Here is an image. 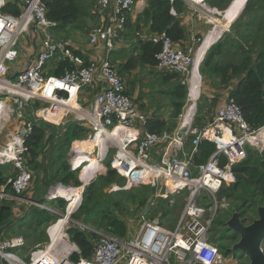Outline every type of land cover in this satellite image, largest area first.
Instances as JSON below:
<instances>
[{"label": "built area", "instance_id": "built-area-1", "mask_svg": "<svg viewBox=\"0 0 264 264\" xmlns=\"http://www.w3.org/2000/svg\"><path fill=\"white\" fill-rule=\"evenodd\" d=\"M144 1L96 0L98 25L88 33L87 44L102 48L103 55L100 60L89 61L88 64L73 54L74 48L69 41L55 38V24L47 20L42 0H21V13L16 18L0 12V117L10 114L19 119L22 111L37 103L49 107L46 111L48 119L56 117V112L59 118L63 114L61 120L74 115L73 122L89 128L94 139L99 136L98 143L109 137L118 141L112 166L121 177L129 180L140 176L139 169H146L153 176L152 187L156 178H162L170 183L172 193L191 191L184 214L172 231L161 223L144 221L131 239L87 228L89 239L91 232L96 233L95 238L90 239L92 253L89 258L73 261L71 256L79 254V251L70 243L64 230L69 214L54 213L57 219L46 229L49 243L30 249L24 257L19 254L26 248L23 237H0V264H228L210 242L208 233L213 216L205 218L206 212L211 210L215 214L218 192L234 183L232 166L242 160L248 142L255 141L258 135L264 136V128L251 131L240 109L229 100L218 108L212 121L202 129H192L189 124L182 139L178 138L176 130L160 134L146 131V124L152 116L141 114L126 94V84L110 60V53L124 30L127 17L136 5ZM188 1L202 6L208 2ZM1 3L2 0L0 9ZM28 31L40 37L41 48L24 69L12 75L11 65L19 57L18 41ZM153 42L161 43V51L156 56L159 70L178 75L190 73L189 67L193 63L191 47L184 50L165 34L155 37ZM57 58L66 59L73 66L62 77L47 73L48 66ZM91 86L96 88V94L89 103H84L86 89ZM31 130L32 124L24 123L15 135L0 145V166H12L15 171L10 180L12 194L0 189V199L21 200L20 196L29 187L32 172L25 139ZM188 135L192 137V146L186 154L183 148ZM202 141L213 143L216 151L205 164L195 167L191 158ZM157 147H163V152L159 166L154 168L146 161ZM122 151L124 156H120ZM170 151L175 152L174 156H169ZM220 157L227 160L223 166L219 164ZM71 169L76 170L73 162ZM142 178L149 184L147 176ZM204 193L213 201L208 207L197 204ZM50 197L53 200L54 196ZM26 200L33 204L31 206L43 208L36 201Z\"/></svg>", "mask_w": 264, "mask_h": 264}, {"label": "trees", "instance_id": "trees-1", "mask_svg": "<svg viewBox=\"0 0 264 264\" xmlns=\"http://www.w3.org/2000/svg\"><path fill=\"white\" fill-rule=\"evenodd\" d=\"M231 1L208 0L212 6L220 11L225 10ZM42 3L47 20L55 24L53 32L56 39L60 37L59 39L68 41L70 38L69 32L73 29L81 32L88 30L87 32H90L92 30V27H89L90 22L98 25V23L96 24L98 20L95 19V14H93L96 5L89 0H42ZM184 10L183 0L172 2L170 0H146L142 13L137 16L133 23H131L129 16L127 17L124 30L121 33H123V37L131 41L132 45L130 49L124 47L119 51L115 50L114 45V50L110 53L111 63L115 64L117 74L123 81L138 67L150 68L151 72L156 70L158 64L156 56L161 51V43L153 42L155 37L165 34L177 44L185 39V30L178 18V15ZM172 11L176 13V16L172 15ZM0 12L16 18L20 15L21 9L16 1L7 0ZM148 28L151 33L149 36L144 37V31ZM73 54L81 57L84 64H88V59L79 51L73 49ZM72 69L73 66L68 60L57 58L50 63L47 73L48 75L62 77L66 71ZM198 69L202 78L214 90L226 89L232 80H237L236 86L229 93L228 100H232L240 109L244 122L251 131L264 128V0L246 1L241 14L232 23L230 30L210 46ZM155 75L156 78H160L162 86L170 85L166 89L159 87V90H155V94L164 96L169 100L170 118L173 125L170 127L168 121L159 114L160 109H156L152 112V117L147 122L145 129L147 132L154 134H160L164 131L173 133L176 130V123L174 122L179 118L186 104L188 86L182 84V80L176 73H160L156 70ZM126 94L129 96L128 91H126ZM204 99V96L201 95L198 101ZM139 101L136 103L139 109L143 110L144 105L140 104ZM213 102H215L214 99ZM31 108H36V105ZM198 112L199 107L196 106V114L191 125V128L196 130L202 129L208 121H212L210 106L208 112L210 116L207 119L199 117ZM53 119H56V117H53ZM47 127L57 128L56 125H50L42 120L33 122L31 133L25 139L29 149L28 165L32 169L35 167L34 170H36L40 166L38 165L40 156L45 160H49L47 157L54 149L52 161L49 160L50 164L46 165L47 169L49 167L50 170L54 169V175L50 179L45 177L44 186L46 188L55 183H60L63 187L77 188L73 190L65 189L68 195L51 201L55 208L61 212L66 208V201L71 203L68 208L70 211L80 202L81 191L79 187L82 184L79 180V172L70 169L66 157L71 141L79 140L87 134L88 129L76 123H70L65 129V138L57 148H54L56 144L55 141L51 143V137L47 136ZM57 129L64 130L61 126ZM98 137L96 139H99ZM86 144L80 145L82 148L80 152H85V149H87ZM46 145H50L49 148H46ZM45 148L48 151H45ZM190 150L191 148L189 152ZM215 151L213 143L202 141L191 158L193 166L205 164ZM85 155L84 158L74 161V167L82 168L86 166L83 172L91 170L93 177L94 173L98 172L97 163L94 158H90L86 153ZM226 163V158H219L221 166ZM231 171L234 175V183L228 187H222L217 197L224 201L233 202V205L213 220L215 234H212L210 238L211 243H216L219 246L218 251L224 257L232 252V242L236 237L238 238L237 235L227 229V221L234 213H238L241 222L248 225L257 218V208L259 206L264 207V152L260 156L247 155L245 159L233 165ZM14 174L13 167L0 166V189H4L8 194H12L10 180H12ZM44 176H46V171ZM124 179L119 177L108 163L105 175L98 176L94 182L84 188L81 204L71 215V220L82 221L85 225L93 224L118 238L125 237L127 227L120 215L123 214L122 205L125 207L126 202L121 204L113 198L112 194L104 191L105 188L107 189L110 185L119 181H124ZM38 181L37 179L36 186H38ZM140 184L135 188V191L131 192L129 200L136 202L138 208H144L153 190L150 184L145 182ZM45 193L46 190L37 195L34 191L32 200L43 204ZM13 203L12 200L0 199V229L3 228L0 237L8 238L16 234V231L19 232V235H22L21 237L28 242V245L26 242V248H23L19 254L23 251L26 255L31 249L28 247L30 243H34L36 246L47 244L46 228L51 221H55L57 218L56 215L53 216L49 211L37 206H30L21 219L15 218L12 209ZM166 203L168 206L171 205L169 200ZM176 209H178L177 211L180 210L179 208ZM21 210L24 211V208ZM160 210L162 218L167 217L171 212L168 208L163 209V206H160ZM28 218L32 219L28 221ZM10 221L14 222L7 226ZM22 224H26L27 235H23L21 232ZM228 233L231 234V237H228ZM66 234L70 243L75 245L79 251V254L75 253L71 256V260L77 261L79 258H89L93 249L89 235H85L72 226L66 230ZM223 241H227L226 245ZM261 247L264 252V240Z\"/></svg>", "mask_w": 264, "mask_h": 264}, {"label": "rangeland", "instance_id": "rangeland-1", "mask_svg": "<svg viewBox=\"0 0 264 264\" xmlns=\"http://www.w3.org/2000/svg\"><path fill=\"white\" fill-rule=\"evenodd\" d=\"M95 12H97V6L95 9ZM96 26L97 25H94L92 27V29ZM29 33H31V34L28 35V37L22 38V42H21V45L23 47L26 46V48H28L29 45H32L31 44V36L34 35L36 37V34L34 32L29 31ZM87 34H88V32H83V34H82L83 36H80L79 39L82 41H87V37H86ZM123 36H124L123 33H121L115 41V50L117 49V51H119L121 48H124L125 45H126L125 49H130V46L132 45L131 41H129L128 39H126ZM59 38L60 37H58L57 39H59ZM67 38H69V37H67ZM75 40H77V39H75ZM68 41H70V40L68 39ZM19 42H20V39H19L18 43ZM201 42H202L201 39H197L195 41V43L191 46L192 59L194 56V52L196 51L198 46L201 44ZM119 44H121L120 47H118ZM22 48L18 49V51H20V57L28 62L30 57L35 54V50L34 49H22ZM118 62H120V61H118ZM113 65L115 66V64H113ZM11 71H12V73L18 72V69H14L12 67ZM155 71L151 72L150 68H144L143 69V68L138 67L135 69V71L132 74H130L129 76L124 78V83L126 84V88H127L128 93H129V96L133 100L135 106L137 108H139L137 105L138 100H140L139 101L140 104L142 103L144 105V107L142 108L143 110H141V109L139 110L141 112V114L146 115V116H148L149 114L152 115V112L154 110L160 109L159 114L162 116L163 119L168 121L169 126L171 127L173 125L172 124L173 121L170 118L171 107L169 104V100L164 96H161L159 94H155V90L156 89L159 90V87L166 89L170 85L168 84L166 86H162L160 84V78L159 77L156 78ZM161 72H164V71H160V73ZM178 77L180 78V80H182V82L186 83L185 85L188 86L189 92H188L186 104L182 110V113L179 116V118L174 122V123H176V132L179 131L180 128L182 127L181 122L184 119V116L186 115L187 108L192 104L189 101V94H190V90H191V85L189 83L188 74L178 75ZM220 89L221 88H219L218 90H215V91H220ZM212 90H214V89L210 88L209 85L205 86L204 84H201L200 96L203 95L205 99L202 101H198V98H196L194 100V104H193V106H194V112L193 113L194 114H193L192 120L190 122V127L193 123V120H194V117L196 114V106L199 107V112H198L199 117H201L203 119H207L208 112H209V106L211 107V109L214 108L212 115H211V117H214L216 110H218V108H220L221 106H223L225 104V102H223V100L215 92H212ZM198 93H199V91H198ZM95 94H96V88L94 86H91V89L88 88V90H86V99H85L84 103H89L93 99ZM208 95L213 96L212 98H214L215 102L212 101V103H209V100L207 99ZM81 103H83V100L81 101ZM35 105H36V108H33V109L32 108H26L24 111H22L21 112V118H19V119L17 117H13L10 114H5V115L0 117V145H3L5 142H7V140L9 139V137L11 135H15L18 132V130L22 128L24 123H31L33 125L34 121L42 120V121H44L50 125H56L57 128H59V126H61V128L64 129V130H58L57 128L53 129L54 127L53 128L52 127L46 128V134L48 137H51V139H50L51 143L53 141H55L56 145L54 148L58 147V145L65 138V134H66L65 129L67 128V126L70 125V123H75V122H73L75 116L74 115H67L66 117H64L61 120V117L63 114H61L60 118H59V114L56 112V119L58 121L56 119H53V118L48 119V118H46V111L49 109V107L47 105L42 104V103H37ZM30 106H34V105L30 104ZM151 109H152V111L150 112ZM208 122H210V121H208ZM85 128H87V127H85ZM87 129H88V132L86 135L82 136L79 140H76L73 142L71 141L69 148H68V154L66 157L67 158L66 161L69 164V167L71 169L73 159L77 155V153H75V152H79L78 155H82V153H80V151L82 150L80 144L83 142H86L87 144L85 146L87 147V149H85V152L88 153V155L90 154V157L94 158L96 163H97L98 172L94 173L93 177H92L91 170H89L87 173H84L82 171L83 168H81V171L76 170L77 172H79L78 176H79L80 181L82 182V186L80 187V191L82 193H83L84 188L87 185L94 182L98 176L105 175L106 165L108 163L111 166V168H113L112 163L116 157L118 147H119L118 141H115L112 138L104 139L103 141L98 143L99 140L94 139V133L91 130H89V128H87ZM76 142L78 144L76 145L77 147L75 148ZM184 144H185L184 145L185 152L187 153L189 151L190 147L192 146L191 135L187 136V138L184 140ZM49 146L50 145H46V148H49ZM46 148H45V151H48V149H46ZM184 148H183V150H184ZM162 152H163V147L155 148L153 150V152L150 154L149 159L146 161V164L148 166L157 168L160 164V161H161ZM244 152L245 153H244V157L242 158V160L245 159L247 155H252V156L258 155V156H260L264 152V136L258 135L257 139L255 141L248 142L245 146ZM174 154H175L174 151L169 152V156H174ZM53 155H54V149L51 151V154L47 158L50 161H52ZM49 160H45V159L41 158V156H40V158L38 160L39 161L38 165H40V166L36 170H34L35 167H33V169H32V167L29 166L30 170L32 172V179H31V182L29 184V187L20 196L21 200H12V201H14V203L12 204V209L15 213L14 214L15 218L21 219L22 217H24V215L28 211L29 207L31 205H33L31 203H28L29 201L26 199H31V200L33 199V195H34L33 191H34V186H36L37 179L41 181V186H42L43 190L47 191L49 189L50 186H48L46 188L44 186V179L46 177V176H44V172L46 171V175L48 177L51 176L50 171L45 166V165L50 164ZM10 167L12 168V166H10ZM113 170H115V169L113 168ZM115 171L119 175V177H121V175L118 173V171L117 170H115ZM139 171H140V176L136 175L134 177H131L129 180H126L123 178L124 181H119L116 184H112L107 189L105 188V190H104L106 193L112 194L113 198L117 202H119L121 204H122V202H126L125 207L122 205L123 214L120 215V217H121V219L124 220V222L126 224V227H127L126 238H128V239H131L136 234V232L139 231V229L141 228L144 221L162 223L164 228L167 230L172 231L173 229H175L180 218L184 214L185 208L187 206L188 200H189L190 195H191V191H189V190H182L180 192L172 193L170 191V183L167 180L162 179V178H156L155 179V185H154V187H152L153 176L150 175L146 169H139ZM141 176L142 177H145V176L148 177V179H147L148 183L150 184V187L153 190L150 198L147 201V203L150 201L149 202L150 204L148 206L146 214H144V211H145V207H146L147 203H146L144 208H138L136 202H131L129 200V195L131 194V192L135 191V188H137L140 183L147 182L146 179L142 178ZM84 177H90V178L85 180ZM140 185H142V184H140ZM38 186H39V183H38ZM67 188L73 189L72 187H67ZM57 189H59V188H57ZM53 190H54V188L49 189V192L47 193V195L43 197L44 203L42 204V206H43L42 209H47L53 216H55L54 213L57 215L69 214L68 223L64 229L65 232L70 226H72V227L77 228L79 231L83 232L87 236L90 233L89 231H87V228L92 229L94 232H97V233H105V231L97 228V226H95L93 224L85 225L82 221L71 220L70 215H72L73 214L72 212H75L78 209L79 204L76 207H73L70 211L69 210L67 211V209L69 208L68 204L70 205L71 203H69L65 200L66 201L65 210L63 212H61L60 210L56 209L55 206L51 202L54 199L53 200L49 199V198H51L50 196H55V194L53 193ZM168 200L171 201L170 206H168L166 203ZM211 200L212 199L208 198L206 193H204L203 196L201 197V199L199 201H197V204L200 206H203V207H208L213 202ZM223 201L224 200L219 199L217 197V210H216L215 214L213 211L207 210L205 218L208 219V218L213 216V220H214L216 217H219L221 214H223L224 211L228 210L231 205H233V202H230V201H224L223 202ZM160 206H163V209L168 208L171 211L167 217L162 218V216H161L162 212L160 210ZM23 208H24V211L21 210ZM176 208H179L180 210L177 211L178 209H176ZM154 213H155V215H154ZM152 216L154 218H151ZM31 219L28 218V221ZM52 222H54V221H51L50 223H52ZM30 223H32V222H30ZM49 225H48V227H49ZM22 226H23L22 231H21L22 234L27 235L26 224H22ZM48 227L46 229H48ZM210 227H211V229L209 230V233H208L209 239L212 237V234L213 235L215 234V231L213 230L214 229L213 228V221L211 222ZM94 232H91V234H90L91 238L90 239L95 238L96 233H94ZM19 234L20 233L16 231V234H14L12 236L13 237L16 235L22 236ZM45 235H47V233ZM230 235L231 234L228 233V237H231ZM46 238H48V236H46ZM238 240H239V237L238 238L236 237L233 240L232 245L237 243ZM26 242H27V240H26ZM223 243L226 245L227 241H223ZM27 245H28V242H27ZM214 246L217 249H219V246L216 243L214 244ZM28 247L32 249V248L36 247V245L34 243H30ZM20 254L22 257L25 256V252H23V251ZM224 258L228 264H247L246 256L243 254H240L239 252H234V253L231 252L229 255L225 256Z\"/></svg>", "mask_w": 264, "mask_h": 264}, {"label": "crops", "instance_id": "crops-1", "mask_svg": "<svg viewBox=\"0 0 264 264\" xmlns=\"http://www.w3.org/2000/svg\"><path fill=\"white\" fill-rule=\"evenodd\" d=\"M6 1L7 0H2L1 8L4 7ZM9 1H12V2L16 1L18 3V5L20 6V9H21V0H9ZM89 1L92 2L93 4H96V0H89ZM145 2H146V0L142 3H139L138 5H136L133 8L132 12L129 15V19L131 20V23H133L136 20L137 16L140 15V13H142V11L145 7ZM183 2L185 4V10L181 14L178 15V18L181 21V25L184 27L185 39L179 43V47L186 50L187 48L191 47L197 39H201L202 42L198 46L196 51L194 52V56H193L194 63H192V64H194V68L192 65L193 71L192 72L190 71V73L188 74V79H189V83L191 85V89H193V87L195 88V94L196 95L194 98H192L191 97V90H190L189 101L192 104L187 108V112L190 111V114L188 117H186V115H185L184 119L182 120L181 123L189 122L192 119L193 114H194L193 113L194 112V106H193L194 100L196 98H198V99L200 98L201 84H204L205 86L209 85L202 78V76L199 74L198 68L200 66V63L202 62V60H203L206 52L210 48V46L213 45L214 43H216L226 32H228L230 30L232 23L241 14L246 0H236V2L230 8H229V5H230L229 4L228 7L223 11H220L216 7L212 6L210 4V2H207L206 6H202L198 3L191 2L188 0H186V1L184 0ZM171 13H172V15L176 16V13L174 11ZM93 14H95V19L98 20L97 13L93 12ZM97 23H98V21L96 22V24ZM94 25H95L94 22H90L89 27L91 28ZM145 31H144V33H145ZM30 34L31 33H29V31L24 32L22 34V36L20 38V42L18 44V49H21L23 47L21 45L22 38L28 37V35H30ZM82 34H83V32H81L77 29H73L72 31L69 32V37H70L69 42H70L71 46L75 50L79 51V53H81L83 56H85V58L88 59V61L100 60L102 55H103L102 48L91 47L87 44V41L80 40L79 38H80V36H83ZM87 35H86V37H87ZM144 37H145V35H144ZM75 39H77V40H75ZM40 40H41L40 37H37V35H36V37L34 35H32L31 36V44L32 45H29L28 48H26V46H25L22 49H34L35 54H36L37 51L41 48ZM121 44H119L118 47H120ZM124 47H126V45ZM18 52H19V57L15 61V63L12 64L11 66L14 69H18V72H19L22 69H24L30 63V61L33 59L35 54L33 56H31L27 62L20 57V51H18ZM156 70L159 72L161 71L158 68H156ZM16 73L17 72L12 73V71H10V74H12V75L16 74ZM236 84H237V80H232L230 85L226 89L222 88L220 91L212 90V92H215L223 100V102L227 103L229 101L228 100L229 99V93L234 89ZM89 89H91V88H89ZM198 91H199V93H198ZM188 92H189V89H188ZM212 97L213 96L208 95L207 99L209 100V103H212V101L214 99ZM213 109L214 108L211 109L212 112H213ZM151 111H152V109L150 110V112ZM187 112H186V114H187ZM216 112H217V110H216ZM215 115H216V113L214 114V117H215ZM208 116H210V114H208ZM214 117H212V119ZM85 143L86 142H83L80 145L85 144ZM77 144H75V148L77 147L76 146ZM183 152L186 153L185 148H184ZM76 153H79V152H76ZM80 153H82V155H77L75 160H73V164H74V161L82 159L86 156L85 155L86 152H80ZM188 153H189V151L186 154H188ZM86 154L88 155V153H86ZM90 158H92V157H90ZM82 168L84 170V168H86V166H84ZM75 169H81V168H75ZM48 170L50 171L51 176L48 177L46 175V178L50 179L54 175V169L50 170V167H49ZM87 172L88 171H86L85 173H87ZM87 179H89V178H87ZM87 179H85V180H87ZM38 183H39V186H34V191L36 192L37 195H39L40 193H43V191H44L42 186H41L40 180L38 181ZM59 185H60V183H55L52 186H50L49 189L54 188L53 191L56 192V190H57L56 188L61 186V185L60 186ZM49 189L46 191L45 196L49 192ZM73 189H77V188H73ZM73 189H70V190H73ZM60 190H61V193L56 198L61 199L60 197L68 195V193L65 189L61 188ZM34 191H33V193H34Z\"/></svg>", "mask_w": 264, "mask_h": 264}, {"label": "water", "instance_id": "water-1", "mask_svg": "<svg viewBox=\"0 0 264 264\" xmlns=\"http://www.w3.org/2000/svg\"><path fill=\"white\" fill-rule=\"evenodd\" d=\"M235 2L236 0H232L229 5V8ZM150 33L151 30L148 28L146 29L144 35L149 36ZM192 65L189 67L190 71H192ZM188 129H189V125L188 127H183V128L181 127L180 130L178 131V138L182 139L186 135ZM53 193L55 192L53 191ZM81 199H82V192H81L79 206L81 204ZM149 202L145 207L144 214H146V211L150 204ZM11 223L12 221H10L7 226H9ZM226 226L229 231H231L233 234L239 237L238 242L232 246L231 251L233 253L240 252L244 254L249 261L248 264H264V252L261 247L264 240V207L259 206L257 208V218H255L250 224L248 225L243 224L239 218V214L234 213L232 217L227 221ZM2 230L3 228L0 229V232Z\"/></svg>", "mask_w": 264, "mask_h": 264}, {"label": "bare ground", "instance_id": "bare-ground-1", "mask_svg": "<svg viewBox=\"0 0 264 264\" xmlns=\"http://www.w3.org/2000/svg\"><path fill=\"white\" fill-rule=\"evenodd\" d=\"M196 62V61H195ZM193 63H194V61H193ZM193 68H194V64H193ZM193 68H192V71H193ZM191 71V72H192ZM195 88L193 87V89H191V97L192 98H194L195 97ZM189 97H190V94H189ZM74 105V104H73ZM75 106V105H74ZM74 106H72V107H74ZM189 114H190V111H188L187 112V114H186V117H188L189 116ZM192 120V119H191ZM191 120L189 121V122H183L181 125H182V128L183 127H188V125L190 124V122H191ZM116 131H119V130H116ZM121 137H123V135H121ZM110 138V137H109ZM115 142V141H114ZM125 155V153L122 151L121 153H120V156H124ZM60 193H61V190L59 189V190H56V192L54 193L55 194V196L52 198V199H58V198H56L58 195H60ZM64 200V199H63ZM60 225V224H59Z\"/></svg>", "mask_w": 264, "mask_h": 264}, {"label": "clouds", "instance_id": "clouds-1", "mask_svg": "<svg viewBox=\"0 0 264 264\" xmlns=\"http://www.w3.org/2000/svg\"><path fill=\"white\" fill-rule=\"evenodd\" d=\"M76 170H80L81 171V169H76ZM76 170H74V171H76ZM73 171V170H72ZM80 180V179H79ZM81 182V181H80ZM81 184H82V182H81ZM63 187V186H62ZM64 188H66V189H68L67 187H64ZM60 189V188H59ZM59 189H57V190H59ZM69 189H71V188H69ZM55 200V199H54ZM72 214V213H71ZM71 216V215H70ZM9 238V237H8Z\"/></svg>", "mask_w": 264, "mask_h": 264}]
</instances>
